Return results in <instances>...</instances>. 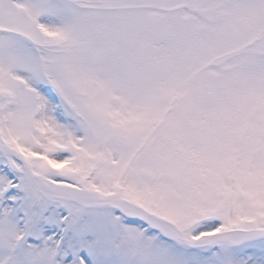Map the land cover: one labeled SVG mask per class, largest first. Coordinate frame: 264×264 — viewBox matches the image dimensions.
Returning a JSON list of instances; mask_svg holds the SVG:
<instances>
[{"label":"snow or ice","instance_id":"1","mask_svg":"<svg viewBox=\"0 0 264 264\" xmlns=\"http://www.w3.org/2000/svg\"><path fill=\"white\" fill-rule=\"evenodd\" d=\"M0 264H264V0H0Z\"/></svg>","mask_w":264,"mask_h":264}]
</instances>
